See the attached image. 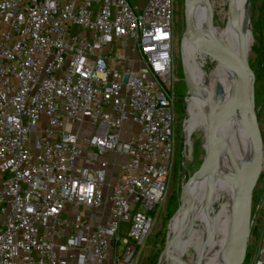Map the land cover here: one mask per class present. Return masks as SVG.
Segmentation results:
<instances>
[{"label":"built area","instance_id":"1","mask_svg":"<svg viewBox=\"0 0 264 264\" xmlns=\"http://www.w3.org/2000/svg\"><path fill=\"white\" fill-rule=\"evenodd\" d=\"M173 17L0 0V264H136L173 166Z\"/></svg>","mask_w":264,"mask_h":264},{"label":"bare ground","instance_id":"2","mask_svg":"<svg viewBox=\"0 0 264 264\" xmlns=\"http://www.w3.org/2000/svg\"><path fill=\"white\" fill-rule=\"evenodd\" d=\"M245 0H232L233 7L237 12V26L233 27L231 16L227 12V18L223 28L205 25L197 26L198 33L209 41L221 40L227 49V68L218 67L214 72L206 75L200 70L196 62L195 51L183 44L184 69L191 84L192 109L195 116L188 120L187 138L189 139L196 114L203 110L206 114V104L211 103L219 124L221 146L219 148L218 174L221 179L201 178L195 175L194 183L190 186V192L182 204V210L173 218L168 229V250L161 255L158 264H178L179 259L186 264H238V253L242 236H238L230 245L226 254L225 240L229 225L230 209L234 199V193L239 190L245 199L249 201L252 196V183L250 182L251 170L247 164V158L251 154L249 142L244 135L242 113L238 94L231 86L230 76L240 78L239 47L244 44L247 49L248 40L252 43L251 35L239 36L242 27V13ZM204 6V4H202ZM242 32V31H241ZM196 90V94H194ZM191 103V100H190ZM189 103L187 113L189 115ZM236 117V120H234ZM236 157L238 168V180L227 192L228 210L221 219L223 207L214 213L212 217L203 219L207 209L213 205L222 191V176L231 160ZM190 183V184H191ZM217 208V207H216ZM213 210V209H212ZM189 251L193 256L185 258ZM192 255V254H191ZM188 256V255H187Z\"/></svg>","mask_w":264,"mask_h":264},{"label":"rangeland","instance_id":"3","mask_svg":"<svg viewBox=\"0 0 264 264\" xmlns=\"http://www.w3.org/2000/svg\"><path fill=\"white\" fill-rule=\"evenodd\" d=\"M174 1V17H173V58L172 69L173 77L176 82L173 83L174 100V154H173V166L171 175L168 182V189L165 195V199L161 209L159 210L154 225L144 242V248H142L136 264H158L163 251L165 241L168 240V229L171 221L182 210V204L186 199L187 193L190 192V186L194 183L191 177L195 174L203 161L204 157V142H205V126L207 114L200 110L196 115V121L193 123V130L188 140L187 138V124L188 120H191L195 116V112L192 109L193 97L189 98L187 88L182 78V58L181 53V40L183 36V0ZM213 11L217 12L218 20L216 25L223 28L227 21L224 16L227 13L226 0H208ZM250 25L249 30L252 38L247 44V59L250 67V71L253 77V89L256 108H260L258 114V125L260 133L262 134V141L264 145V0H250ZM212 26L215 25V18ZM183 52V51H182ZM135 70L138 69L136 64ZM211 68H208L206 75L210 74ZM196 94V90H194ZM192 95V93H191ZM186 98L187 104L185 102ZM191 100V103H190ZM189 103V115L187 113V107ZM187 119L185 125L184 121ZM236 120V117H234ZM185 126V127H184ZM184 128V130H183ZM183 142H185L186 150L185 155L180 156V152L183 151ZM238 166L236 164V157L234 156L229 161L223 176H222V191L217 198L216 202L211 205L205 214L203 219L212 217L214 213L219 211L223 206L221 219L224 218L228 205L227 192L235 185L238 180ZM191 177V178H190ZM190 178L189 183L187 180ZM191 183V184H190ZM182 190L181 187L184 185ZM262 186L264 189V172L262 178ZM253 193V190H252ZM178 201H180L181 211L178 210ZM261 205V204H260ZM217 207V208H216ZM213 209V210H212ZM264 208H258L250 232L248 247L243 264H252L256 250L260 241V233L263 224ZM192 254V255H191ZM188 255V256H187ZM185 255V258L193 256V252L189 251Z\"/></svg>","mask_w":264,"mask_h":264},{"label":"water","instance_id":"4","mask_svg":"<svg viewBox=\"0 0 264 264\" xmlns=\"http://www.w3.org/2000/svg\"><path fill=\"white\" fill-rule=\"evenodd\" d=\"M249 1L245 0V7L242 13V27L239 36L251 35L249 30L250 25V9ZM204 4V6L202 5ZM226 10L231 16L233 27L237 26L236 17L237 12L233 7L232 0H226ZM183 36L181 40V53L183 44L195 51L196 62L200 65V70L206 73L208 68L214 72L220 67L227 68V49L221 40L209 41L201 36L197 31V26L202 24L209 29L215 18V25L218 20L217 12L213 11L208 0H183ZM252 37V36H251ZM247 50L244 44L239 47V65L240 78L230 76L231 86L236 90L239 98V104L242 113V122L244 128V135L247 138L251 150L250 156L247 158V164L251 170L250 182L252 183L253 193L251 199L245 202L241 192L237 190L234 193V199L231 204L229 225L225 240L226 254L229 251L231 243L238 237L242 236L241 245L238 253V264H243L250 232L253 224L255 214L263 202L264 189L262 186V178L264 172V145L262 141V134L260 133L257 116L260 108L255 106L253 77L248 64ZM183 58V54H182ZM182 78L187 88L189 98L191 97V84L187 78L184 64L182 61ZM206 126H205V142H204V157L198 171L191 177L198 175L201 178H215L221 179L218 174L219 164V148L221 146L220 131L221 124L211 108V103L206 104ZM183 152H180L182 157ZM190 177V178H191ZM190 178L187 180L189 183ZM182 185L181 189L184 188ZM181 211L180 201H178V210ZM168 250V240L165 241L161 255L166 254ZM178 264H186L185 262L176 259Z\"/></svg>","mask_w":264,"mask_h":264},{"label":"crops","instance_id":"5","mask_svg":"<svg viewBox=\"0 0 264 264\" xmlns=\"http://www.w3.org/2000/svg\"><path fill=\"white\" fill-rule=\"evenodd\" d=\"M108 160H109L110 165H112L113 161L116 162L117 158H114L112 155H110L109 158H108ZM118 161H121V160H117V162H118ZM111 172H113V171L111 170ZM110 179H111L110 181L114 180V179H113V176H111Z\"/></svg>","mask_w":264,"mask_h":264},{"label":"trees","instance_id":"6","mask_svg":"<svg viewBox=\"0 0 264 264\" xmlns=\"http://www.w3.org/2000/svg\"><path fill=\"white\" fill-rule=\"evenodd\" d=\"M257 121H258V116H257Z\"/></svg>","mask_w":264,"mask_h":264}]
</instances>
